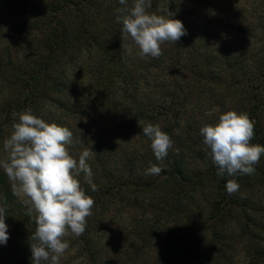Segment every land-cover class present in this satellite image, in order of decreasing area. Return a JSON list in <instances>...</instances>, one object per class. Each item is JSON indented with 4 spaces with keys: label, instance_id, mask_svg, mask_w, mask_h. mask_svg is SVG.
Returning a JSON list of instances; mask_svg holds the SVG:
<instances>
[{
    "label": "trees",
    "instance_id": "trees-1",
    "mask_svg": "<svg viewBox=\"0 0 264 264\" xmlns=\"http://www.w3.org/2000/svg\"><path fill=\"white\" fill-rule=\"evenodd\" d=\"M122 7L0 0V40L15 34L0 51V161L22 112L72 131L77 161L91 153L97 190L84 173L77 179L95 201L92 215L82 235L64 238L60 264H264V155L253 175L221 177L200 135L236 111L264 145V0H152L149 13L168 8L187 30L159 58L137 55L117 22ZM18 42L26 54L12 50ZM148 124L173 140L163 161L143 134ZM154 164L162 172L146 174ZM228 179L240 185L235 194ZM0 206L9 232L0 264H33L36 224L2 167Z\"/></svg>",
    "mask_w": 264,
    "mask_h": 264
},
{
    "label": "clouds",
    "instance_id": "clouds-1",
    "mask_svg": "<svg viewBox=\"0 0 264 264\" xmlns=\"http://www.w3.org/2000/svg\"><path fill=\"white\" fill-rule=\"evenodd\" d=\"M119 3L124 7L117 9V22L122 24L124 36L132 38L139 49L137 55L142 58H159L163 54L162 44H176L187 34L183 22L171 18L174 14L168 8H161L166 16L149 13L152 0H132L131 7H128V0H119ZM121 47L131 54L126 45ZM13 115H18V122L13 124L10 137L3 142L7 159L0 161V167L11 182L13 194L27 206V215L36 224L35 232L30 236L33 264H60L69 248L64 238L70 233L82 235L87 218L92 215L95 201L85 193L77 179L84 173L92 191L97 190L87 163L91 153L82 151L77 161L69 152L73 133L67 127L49 124L31 112ZM254 127L247 114L227 111L219 116L214 126L206 125L200 129L219 176L255 173L254 166L264 155V145L252 143ZM142 129L151 140L156 159L163 161L173 140L159 125L148 124ZM162 170L154 164L146 174L159 175ZM239 189L236 179L227 180L226 190L230 195ZM8 239L6 207L0 206V244H6Z\"/></svg>",
    "mask_w": 264,
    "mask_h": 264
},
{
    "label": "rangeland",
    "instance_id": "rangeland-1",
    "mask_svg": "<svg viewBox=\"0 0 264 264\" xmlns=\"http://www.w3.org/2000/svg\"><path fill=\"white\" fill-rule=\"evenodd\" d=\"M4 34H6L5 35V37H3V40H0V51L3 49V48H5L6 47V45H7V43H9V42H7V40L9 39V38H15V34H13L12 32H9V31H5V33ZM16 36H18V35H16ZM9 41V40H8ZM257 42L255 41V42H253V44H256ZM15 49H20V51H21V53L22 54H26V45H25V43L24 42H18V43H16V46L15 47H13V51L15 50ZM199 203H203V201L202 200H200L199 199ZM75 264H81L80 262H76ZM235 264H244L243 263V259H241V258H236V261H235Z\"/></svg>",
    "mask_w": 264,
    "mask_h": 264
}]
</instances>
